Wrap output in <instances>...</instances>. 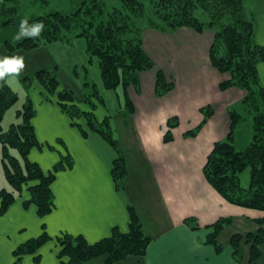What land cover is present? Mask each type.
<instances>
[{
	"label": "crops",
	"instance_id": "crops-1",
	"mask_svg": "<svg viewBox=\"0 0 264 264\" xmlns=\"http://www.w3.org/2000/svg\"><path fill=\"white\" fill-rule=\"evenodd\" d=\"M243 4L245 7V0ZM247 13L253 22V43L264 47V0L257 12ZM213 40L214 30L209 28L201 33L184 27L170 33L143 31L142 47L153 68L141 72L135 86L122 89L133 111L124 107L103 119H107L124 160L121 189L115 188L111 177L115 150L93 132L82 137L56 102L37 92V99L31 102V124L37 141L43 146L53 144V149L33 148L28 159L44 173L65 159L71 166L55 175L50 186L54 208L49 214L40 218L34 205L24 208L23 203L30 199L26 192L0 215V264H14L13 250L38 238L43 228L50 239L38 250V262L25 256L23 264H64L57 259L55 238L67 234L94 244L108 238L113 229L125 233L129 207L151 242L144 257H128L116 264L248 262L253 243L243 240L235 259L230 239L259 230L264 236V224L257 223L264 220V212L229 204L202 173L213 145L229 134V111L241 116L233 133L235 149L243 150L252 136L251 114L242 103L245 92L235 87L219 90V84L230 76L210 63ZM157 71L173 84L162 97L155 95ZM257 74L264 92V62L257 64ZM205 107L211 108L212 115L196 136H185L202 123L200 109ZM172 118H177L178 126L170 130L172 140L164 143ZM221 219L229 222L217 236L221 250L216 252L206 240L210 226ZM257 249L255 263L264 264V243ZM103 260L100 257L86 264H103Z\"/></svg>",
	"mask_w": 264,
	"mask_h": 264
},
{
	"label": "trees",
	"instance_id": "trees-1",
	"mask_svg": "<svg viewBox=\"0 0 264 264\" xmlns=\"http://www.w3.org/2000/svg\"><path fill=\"white\" fill-rule=\"evenodd\" d=\"M118 1L119 6L107 10L102 0H81L74 12L54 11L29 19V26L42 22L44 27L39 36L26 37L17 47L33 49L42 44L67 39L63 35L74 32V38L84 39L89 62L97 60L103 86L108 90L118 87L125 90L137 84L141 72L153 68V62L142 47L141 33L145 28L167 33L183 27L197 33L207 28L213 29L214 40L209 50L210 63L218 72L230 76L228 81L219 84V90L235 87L245 92L242 103L251 114L252 136L250 143L243 150L235 149L233 133L241 116L229 111V134L224 140L213 145L202 169L203 177L229 204L264 212V92L257 74V64L264 62V47L253 43V22L246 12L243 0H150L148 9L151 10H147L140 0ZM4 2L6 1L2 0V5ZM12 7L9 9L12 11L10 18L2 21L0 26L14 24L13 15L16 8ZM196 13H202L208 21H200L195 17ZM1 14L6 13L0 12ZM18 24L20 26L21 22ZM34 78L47 91V95L57 91L56 104L69 116L71 124L78 128L82 137H86L88 131L96 133L115 150L116 158L112 163L111 177L115 188L121 189L122 180L126 175L125 165L119 143L113 137L107 119L96 124L92 121L91 113H83L87 124V128L83 129L75 122L81 113L77 114L71 93L59 89V83L48 71L41 70ZM172 89L173 84L166 81L162 71H157L156 97H162ZM16 101L17 97L6 80L0 81V155L4 177L9 185L8 189H0V215L8 210L16 197L22 193L23 187L28 185L30 199L25 201L23 206L27 208L31 204L34 205L37 215L42 218L54 208L50 186L56 173L69 168L71 163L65 159L44 173L36 163L29 161L28 155L33 148L40 150L46 147L52 150L53 147L43 146L37 141L31 124L34 110L29 100L22 110L16 111V118L20 122L11 124L7 131H3L4 115ZM124 107L129 113L133 111L127 97L124 98ZM200 112L203 115L202 123L185 136H196L212 115L210 107L202 108ZM177 126V118L168 120L164 143L172 140L170 130ZM246 170H249V184L243 186L240 176ZM128 210L129 225L125 233L113 229L108 238L94 244H88L80 236L61 234L55 238L59 247L57 258L61 261L64 259V264H86L102 257L103 264H116L128 257H144L151 240L144 233L133 209L129 207ZM228 222L229 219H221L210 226L212 231L207 236L206 243L213 246L216 252L221 250L217 236ZM257 223L262 225L264 220H258ZM49 239L43 228L38 238L19 245L12 252L14 264H23L24 256H33L37 263L38 250ZM243 240L253 243L246 264H256L255 260L259 256L257 246L264 243L263 232L259 230L257 234L232 236L230 245L235 259L238 258L239 245Z\"/></svg>",
	"mask_w": 264,
	"mask_h": 264
},
{
	"label": "rangeland",
	"instance_id": "rangeland-1",
	"mask_svg": "<svg viewBox=\"0 0 264 264\" xmlns=\"http://www.w3.org/2000/svg\"><path fill=\"white\" fill-rule=\"evenodd\" d=\"M5 1L4 5H2V0H0V12L6 13L0 15V23L10 18V12L12 11L9 9L12 6L16 8V13L13 15L14 24L0 26V59L4 56H23L25 68L19 76L14 78L6 77L5 79L9 88L16 95L17 101L4 115L2 121L3 131H7L11 124L20 122L16 118V111L22 110L28 100L32 102L37 99V92L46 95V99L56 102L57 91L52 95H47V91L34 78L36 73L41 70L51 73L59 83V89H64L71 93L75 107H77V114L81 113L75 119V122L83 127V129L87 128L86 118L82 115L83 113H91L92 121L98 124L107 115L112 116L119 109H124L125 97L122 88L108 90L103 86L97 60L93 59L91 63L89 62L86 43L83 38H74V32L64 34L63 36L67 39L42 44L33 49L17 47L26 38L21 37L19 40L16 39L20 30L18 22L45 16L54 11L63 13L74 12L81 0ZM102 1L105 2L107 10H111L112 7L119 6L120 4L118 0ZM140 1L144 3L147 10H151L148 9L150 0ZM261 3H263V0H245L246 12H257ZM195 17L202 22L208 21L202 13H196ZM65 104L67 105V103ZM74 128L77 129L76 127ZM94 134L97 135L96 133ZM240 177L241 184L247 186L249 184V170L244 171ZM8 186L4 177L0 155V189H8ZM27 186L23 187L22 193L27 192ZM57 249L59 251L58 246ZM63 260H59V262L64 263Z\"/></svg>",
	"mask_w": 264,
	"mask_h": 264
},
{
	"label": "clouds",
	"instance_id": "clouds-1",
	"mask_svg": "<svg viewBox=\"0 0 264 264\" xmlns=\"http://www.w3.org/2000/svg\"><path fill=\"white\" fill-rule=\"evenodd\" d=\"M44 25L42 22L28 25L27 20H23L20 25L19 34L16 39L21 37H37L40 35ZM25 68V62L23 56H4L0 59V81L6 79V77H17Z\"/></svg>",
	"mask_w": 264,
	"mask_h": 264
}]
</instances>
